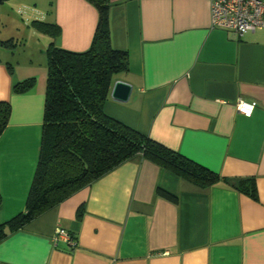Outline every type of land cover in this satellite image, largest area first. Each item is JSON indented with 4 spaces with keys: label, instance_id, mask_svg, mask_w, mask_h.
Instances as JSON below:
<instances>
[{
    "label": "crops",
    "instance_id": "obj_1",
    "mask_svg": "<svg viewBox=\"0 0 264 264\" xmlns=\"http://www.w3.org/2000/svg\"><path fill=\"white\" fill-rule=\"evenodd\" d=\"M108 4L111 46L128 53L113 83L132 90L126 102L109 94L105 115L221 177H252L255 197L222 183L197 189L136 154L0 240V264H264V28H211L208 0ZM52 7L56 47L86 51L96 8ZM15 47L0 46V102L11 109L0 136V224L25 209L42 138L46 57H16ZM28 79L30 90L13 91ZM237 99L254 105L249 115ZM59 228L74 247L53 242Z\"/></svg>",
    "mask_w": 264,
    "mask_h": 264
},
{
    "label": "trees",
    "instance_id": "obj_2",
    "mask_svg": "<svg viewBox=\"0 0 264 264\" xmlns=\"http://www.w3.org/2000/svg\"><path fill=\"white\" fill-rule=\"evenodd\" d=\"M86 1L96 8L98 22L84 52L57 48L54 40L61 31L56 24L33 23L52 38L45 50L47 74L40 152L25 209L0 224V240L136 154L197 189L222 183L254 198L252 177H221L105 115L103 106L114 77L128 70V53L111 46L108 0ZM15 44L14 39L0 41V46L8 49ZM8 70L12 73V67ZM33 85L34 80L28 79L16 84L13 91L25 93ZM10 110L8 102H0V136L7 127ZM157 193L176 201L161 189Z\"/></svg>",
    "mask_w": 264,
    "mask_h": 264
},
{
    "label": "rangeland",
    "instance_id": "obj_3",
    "mask_svg": "<svg viewBox=\"0 0 264 264\" xmlns=\"http://www.w3.org/2000/svg\"><path fill=\"white\" fill-rule=\"evenodd\" d=\"M53 16L52 0H0V41L13 38L16 57L22 53L24 59L27 54L39 64L45 60V47L52 40L33 23L51 24Z\"/></svg>",
    "mask_w": 264,
    "mask_h": 264
},
{
    "label": "built area",
    "instance_id": "obj_4",
    "mask_svg": "<svg viewBox=\"0 0 264 264\" xmlns=\"http://www.w3.org/2000/svg\"><path fill=\"white\" fill-rule=\"evenodd\" d=\"M210 27L229 30L240 36L264 28V0H208ZM254 105L237 99L235 109L249 115ZM64 240L74 247L76 241L64 229H57L53 242Z\"/></svg>",
    "mask_w": 264,
    "mask_h": 264
},
{
    "label": "water",
    "instance_id": "obj_5",
    "mask_svg": "<svg viewBox=\"0 0 264 264\" xmlns=\"http://www.w3.org/2000/svg\"><path fill=\"white\" fill-rule=\"evenodd\" d=\"M131 90L132 87L128 83L116 80L111 87L110 96L114 100L126 102L129 99Z\"/></svg>",
    "mask_w": 264,
    "mask_h": 264
}]
</instances>
